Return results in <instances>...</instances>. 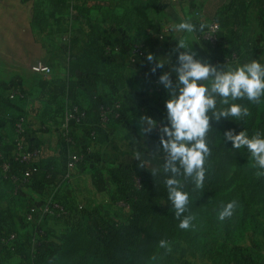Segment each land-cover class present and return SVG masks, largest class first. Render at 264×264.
Returning <instances> with one entry per match:
<instances>
[{"label":"trees","instance_id":"trees-1","mask_svg":"<svg viewBox=\"0 0 264 264\" xmlns=\"http://www.w3.org/2000/svg\"><path fill=\"white\" fill-rule=\"evenodd\" d=\"M166 1L152 0L151 4L158 12V6H161L158 4ZM130 2L122 15L109 17L110 28L91 19L86 0H43L41 5H35L32 22L42 33L60 40V46L53 53L55 59L65 64L68 72L66 80L40 81L41 97L47 101V107L41 113L42 119H49L57 125L55 118H60L62 122L58 125L63 124L68 110L85 111L89 118L81 125H73L70 131L75 143L68 148L79 145L75 133L77 129L84 131L87 146L95 144L98 148L97 152L74 154L83 157L78 167L80 170L84 169L88 160L104 161L101 146H104V150L109 148L119 128L134 130L130 120L133 113L140 111L152 120L139 144L143 160L122 161L121 158L117 179H113L112 183L99 166L93 168L91 175L97 194L106 195L113 204L125 203L136 213L160 180H169L174 176L175 173L171 171L173 163L178 168L176 176L183 178L185 175L179 161L170 162V154L164 147V141L170 139L164 129L171 128L166 105L172 92L160 79L167 74L172 87H177V70L182 67L179 56L183 51L175 40H171L168 51L162 52V20L151 19L144 2ZM193 10L202 15L198 9ZM204 14L207 22H217L221 29L219 41L215 44L202 39L199 33L197 35L205 48L208 63L214 65L217 72L226 71L229 65L240 67L253 61L264 65V0H220L211 12ZM75 23L77 28L74 27ZM139 45L143 47L142 58L133 54ZM149 55L153 57L152 60L148 59ZM125 56L129 58V63L125 62ZM128 71L132 72L131 79ZM134 83L151 92L154 99L148 104L139 101L133 95ZM209 93L215 96L216 103L206 113L209 124L203 139L211 146L203 166V182L217 162L220 166L224 158L228 159V164L235 160L234 194L245 201L238 218L229 227V237L236 245L245 240L249 231L259 233L264 230L260 231L262 225L251 226L254 215L247 212L248 205L254 200L264 205V168L258 161H253L252 153L246 146L234 147L227 133H244L250 139L264 136V94L250 100L246 94L233 99L211 93L210 89ZM7 94L0 85V96L5 99ZM116 104H119V108H115ZM232 104L240 105L239 116L230 113L220 115ZM50 106L55 110H49ZM103 107L111 108L109 121L106 128L96 132L95 140H92L90 135L100 122ZM28 116L16 105L0 101V128L10 130L0 134V264H10L14 257H19L21 264H131L137 255L136 222L127 224L107 219L95 224L93 238L76 239L82 219L75 203L68 196H62L66 179L58 168L56 158H48L43 152L31 164L13 162L14 126L25 118L27 129L32 127L34 124ZM42 124L44 121L40 126ZM61 142H64L63 138ZM157 148L165 152V167L161 171H154L146 164L154 163ZM4 165H9L8 172L3 170ZM26 173L30 174L29 178H25ZM28 181L46 198L54 195L68 215L61 219L46 218L40 221L36 212L48 198L38 205L25 196L21 186ZM187 192L189 199L180 214L184 212L188 216L190 206L204 203L206 194L202 189L198 194ZM172 213L175 217L180 216L177 209L170 205L166 215ZM29 215H33L32 222L27 220ZM261 215L264 216V212ZM49 220L63 222L69 233L57 235L49 228ZM161 228L164 229L162 239L165 242L176 237V224H162ZM199 238L200 235H196V239ZM246 255L245 251L231 253L229 263L244 264Z\"/></svg>","mask_w":264,"mask_h":264},{"label":"crops","instance_id":"crops-1","mask_svg":"<svg viewBox=\"0 0 264 264\" xmlns=\"http://www.w3.org/2000/svg\"><path fill=\"white\" fill-rule=\"evenodd\" d=\"M134 3L144 2L146 8L148 9L149 16L151 19L156 20L160 18L162 20V35L163 41L161 42L160 49L162 52H167L170 46V41L175 40L177 42L178 48L183 51V53H188L194 56L196 60L201 61L208 65V58L205 53L204 46L198 40L195 27L198 25L200 18H197L193 14V9H198L202 15L201 17L206 20L205 13H209L213 8L216 7L220 0H167L166 2L159 3V11L157 12L153 5L152 0H130ZM124 0H86L88 7L90 8V17L93 21H97L105 27L110 28L111 24L108 19L111 15H122L126 8H128L131 2ZM38 2V1H37ZM36 0H0V43L2 40V29L4 27V22L9 23L13 26V18L15 16L14 10L18 14L20 6L30 5V11L27 18V23L29 28H27V33L24 35V40L29 43V47L25 52V55H21V59L27 60L26 62L15 61L20 53V47L14 45L17 40L12 38L11 45V55L5 56V59L0 55V84H9L12 82H19L21 87L25 90L27 94V100L24 103L16 102V105L20 110L29 114L30 120L34 124L27 131L25 140L28 143L40 145L46 157L56 158L58 162V168L62 172V175L66 179V183L63 188L62 196H68L75 206L78 208L80 217H87L93 214L89 211L87 207L82 204L83 199L81 198V193L83 189L82 179H86L87 188L90 193L97 195L95 189L92 185V171L93 168L103 167L108 165L109 158L115 156V162L120 168V160H143L139 152V144L143 141L145 131L151 124L152 120L144 113L137 111L131 115V123L133 125L132 132L128 131L126 128H119L112 145L104 150V146H101L104 161L99 163L96 161L88 160L84 169L80 170L76 168L74 170H68L65 167L66 161L69 157L73 156L78 152H97L98 148L95 144H90L87 146L85 140V133L82 129H77L75 131L78 146L77 148H67L61 142L62 141V120L60 118H55L57 125L50 122L49 119H42L41 113L47 107V101L41 97V89L39 83L41 80H66L68 78V72L65 64L61 63L59 60L55 59L53 50H57L60 46V40L57 37H52L47 33H42L39 28L35 27L33 24V14L36 5ZM157 7V8H158ZM5 17L7 19L5 20ZM182 23H188L192 25V31L189 32L187 29L179 28ZM74 27L77 28L78 25L75 23ZM184 41L187 47H180V42ZM55 52V51H54ZM126 63H129V58L124 57ZM45 63L52 68V74L49 76H43L33 72V67L39 63ZM235 67L234 69H236ZM216 74L210 73V76L206 80L200 81V83H207L215 77ZM214 76V77H213ZM128 77L132 78V72L128 71ZM133 95L139 101H145L147 104L154 99L151 92L143 90L139 83H134L133 85ZM28 102V103H27ZM49 110H55L54 107H49ZM34 111V113H33ZM41 121L44 124L41 125ZM10 132L8 128H0V134H5ZM136 131L141 132L140 138H135L133 133ZM116 141V142H115ZM137 141V142H136ZM115 142V143H114ZM121 144L123 149H118V145ZM63 155V156H62ZM124 156V157H123ZM150 167L151 163H146ZM81 190V192H80ZM87 191V190H86ZM21 192L28 198L35 201L38 205L43 204L46 196L43 193L37 191L34 188V184L30 181L26 182L21 186ZM2 195L0 194V198ZM48 226L57 235L69 233L68 228L63 222H57L55 220H49ZM96 232V231H95ZM260 264L259 262H256ZM10 264H21V259L19 257H14L10 260Z\"/></svg>","mask_w":264,"mask_h":264},{"label":"rangeland","instance_id":"rangeland-1","mask_svg":"<svg viewBox=\"0 0 264 264\" xmlns=\"http://www.w3.org/2000/svg\"><path fill=\"white\" fill-rule=\"evenodd\" d=\"M36 2L37 5H41L43 0H36ZM29 11L30 5L22 4L18 14L14 10L13 26L4 22L0 55L5 59H8L5 56L9 57L11 55L12 38L14 37L17 40L14 45H18L21 49L15 61H27L21 59V55H25L29 47V43L24 40V35L27 33V28H29L27 23ZM6 19L7 17H5ZM208 65L212 67L209 63ZM234 68L229 65L226 71L234 70ZM212 74L216 73L213 72ZM213 80L214 78L206 83L210 91ZM133 136L140 138L141 132L136 131ZM259 138L264 139V136L260 135ZM210 146L207 145L208 148ZM118 149H123L121 144L118 145ZM220 155L221 153L219 157ZM207 157L206 154L205 159ZM164 159L165 152L157 148L156 158L154 163L150 164V168L154 171H161L165 167ZM115 160V156H111L108 160V165L103 167L110 183L114 182L113 179L115 181L117 179L118 166ZM217 160L220 159L218 158ZM227 162V158L223 159V163L220 166H218L217 162L202 183V186L199 187L196 183L195 171L191 175L185 173L183 178L177 177L175 173L170 179H176L178 181L176 185L169 186L168 180H160V183L154 187L151 196L139 206L136 213L129 206L121 207L120 203H111L104 194L96 196L90 193L86 179H82L81 198L83 201L81 205L87 207L93 214L81 218V229L77 233L78 235H75V238L80 240L93 238L92 236L95 235V224L107 219L127 224L136 222L137 255L131 264H235L229 263L230 254L243 251L247 254L244 264H254L255 262L263 264L264 230L262 231V229H264V216L261 214L264 212V205L261 202L254 200L248 205L247 212L254 215V222L251 226L256 225V227H259L262 225L260 228L262 232L256 233L251 230L246 235L245 240L236 245L232 244V239L229 237V227L238 218L240 208L245 201H242L240 197L234 194L236 190L235 160L229 164ZM170 187L179 188L182 191H189L194 194H198L200 189H202L206 194L205 202L191 205V212L188 216L184 212L179 217H175L173 213L167 216V208L170 205L175 207L174 202L170 198ZM230 202H234L235 205L232 209V215L221 221L219 213ZM185 219H189L190 227L181 229L179 225ZM162 224L177 225L174 239L167 242L162 239L164 231L161 228ZM196 235H200L198 240Z\"/></svg>","mask_w":264,"mask_h":264},{"label":"clouds","instance_id":"clouds-1","mask_svg":"<svg viewBox=\"0 0 264 264\" xmlns=\"http://www.w3.org/2000/svg\"><path fill=\"white\" fill-rule=\"evenodd\" d=\"M181 29L192 31V25L182 23ZM180 47H187L182 40ZM152 60L151 55L148 56ZM182 67L178 72V84L176 88L172 87V82L167 74L160 79L165 83V87L172 92L171 99L167 102V109L171 122V128H165L170 139L164 141V147L170 154V162L179 161L186 174L196 173L197 186H202L204 180V163L208 147L203 139L209 124V118L206 115L210 108L215 107V96L209 93V88L200 83L208 79L210 73L215 72L214 80L211 82V93H217L225 98L231 96L233 99L244 96L250 100L257 99L264 94V65L253 61L249 64L237 67L234 70L217 72L214 67L196 60L193 55L182 53L179 56ZM178 89V91H177ZM227 103V100L224 101ZM239 116L241 107L238 104H232L220 115ZM228 138L233 141L234 147H247L252 153L253 161H258L264 168V139H250L246 134L240 133L233 135L227 133ZM171 171L178 172L175 164H172ZM169 186L178 184L176 179L167 181ZM170 198L177 209V215L184 211V206L188 202L189 193L179 188L170 187ZM234 202L228 203L219 213V219L223 221L226 217L232 215ZM179 227L188 229L190 227L189 219L181 221ZM163 245V242H162Z\"/></svg>","mask_w":264,"mask_h":264},{"label":"built area","instance_id":"built-area-1","mask_svg":"<svg viewBox=\"0 0 264 264\" xmlns=\"http://www.w3.org/2000/svg\"><path fill=\"white\" fill-rule=\"evenodd\" d=\"M194 16L200 18L198 25L195 27L196 34L201 35V38L215 44L219 41L220 34V25L217 22H207L203 19L197 11H194ZM163 35L161 39H163ZM133 54L137 57L142 58L143 47L141 45L137 46L133 51ZM132 60V58H130ZM227 63V62H226ZM216 65V64H215ZM214 67V65L212 66ZM33 72L43 76H49L52 74V68L42 62L37 63L33 68ZM8 92L5 99L0 96V101H4L8 104H15L19 101H24L27 98L25 90L21 87L19 82H13L9 84H0ZM115 108H119V104L115 105ZM78 113V114H76ZM111 113L110 107H103L100 122L97 126L94 127V132L91 133L90 137L92 140H95V133L100 132L106 128V124L109 121V115ZM89 119L85 114V111L78 112L77 110L72 111L68 110L65 114V122L62 124V138L64 139L63 144L65 147H71L75 143V138L70 135L71 127L73 125H81L84 120ZM27 121L25 118L19 120L14 126V146L15 152L13 156V162L19 164H31L35 159L43 155V148L40 145L28 143L25 140L27 134ZM1 147V144H0ZM82 156L73 155L65 163V167L68 170H74L82 164ZM3 170L5 172L9 171V165H4ZM30 174L26 173L25 178H29ZM15 180V178H14ZM121 207H127L125 203H120ZM68 213L65 207L61 204L60 201L56 200L55 196H50L46 203L36 212V217L40 221L45 220L46 218L61 219L67 216ZM29 222L33 221V215H29L27 218ZM264 264V263H263Z\"/></svg>","mask_w":264,"mask_h":264}]
</instances>
